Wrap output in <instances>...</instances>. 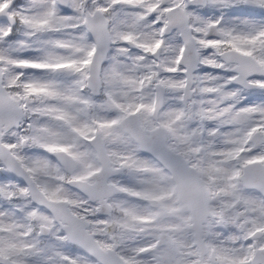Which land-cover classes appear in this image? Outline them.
Here are the masks:
<instances>
[{"label": "snow or ice", "instance_id": "snow-or-ice-1", "mask_svg": "<svg viewBox=\"0 0 264 264\" xmlns=\"http://www.w3.org/2000/svg\"><path fill=\"white\" fill-rule=\"evenodd\" d=\"M0 264H264V0H0Z\"/></svg>", "mask_w": 264, "mask_h": 264}]
</instances>
